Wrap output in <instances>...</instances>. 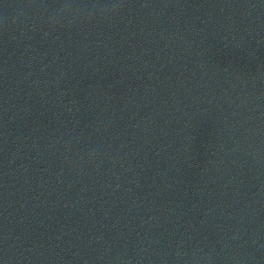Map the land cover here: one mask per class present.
<instances>
[{
  "label": "water",
  "instance_id": "95a60500",
  "mask_svg": "<svg viewBox=\"0 0 264 264\" xmlns=\"http://www.w3.org/2000/svg\"><path fill=\"white\" fill-rule=\"evenodd\" d=\"M0 264H264V0H0Z\"/></svg>",
  "mask_w": 264,
  "mask_h": 264
}]
</instances>
